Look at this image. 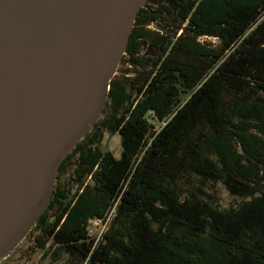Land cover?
I'll list each match as a JSON object with an SVG mask.
<instances>
[{
	"label": "trees",
	"instance_id": "1",
	"mask_svg": "<svg viewBox=\"0 0 264 264\" xmlns=\"http://www.w3.org/2000/svg\"><path fill=\"white\" fill-rule=\"evenodd\" d=\"M106 101L60 163L33 250L67 264H264V0H147ZM218 184L234 205H219Z\"/></svg>",
	"mask_w": 264,
	"mask_h": 264
},
{
	"label": "water",
	"instance_id": "2",
	"mask_svg": "<svg viewBox=\"0 0 264 264\" xmlns=\"http://www.w3.org/2000/svg\"><path fill=\"white\" fill-rule=\"evenodd\" d=\"M147 0H0V261L107 106Z\"/></svg>",
	"mask_w": 264,
	"mask_h": 264
},
{
	"label": "rangeland",
	"instance_id": "3",
	"mask_svg": "<svg viewBox=\"0 0 264 264\" xmlns=\"http://www.w3.org/2000/svg\"><path fill=\"white\" fill-rule=\"evenodd\" d=\"M143 54L153 56L156 54V50L149 45H145L143 48ZM104 112H102L101 115ZM160 126L161 123L156 125L157 128ZM104 146L106 149L112 151L115 156H118L121 151V138L119 134L116 133L114 135H109L106 133L104 135ZM64 179L65 178H62V180ZM217 187L219 190V205L223 208H228L229 206L234 205L236 198L230 195V193L221 184H218ZM104 230L105 225L103 223L97 220L91 222L90 234L92 236H95L97 239L101 240ZM26 234L13 247L9 254L0 261V264H67L68 260L66 255L62 257V260L57 262L53 261L50 256L45 255L43 251L38 249L33 250V239L28 238V235Z\"/></svg>",
	"mask_w": 264,
	"mask_h": 264
},
{
	"label": "built area",
	"instance_id": "4",
	"mask_svg": "<svg viewBox=\"0 0 264 264\" xmlns=\"http://www.w3.org/2000/svg\"><path fill=\"white\" fill-rule=\"evenodd\" d=\"M100 222V221H99Z\"/></svg>",
	"mask_w": 264,
	"mask_h": 264
}]
</instances>
